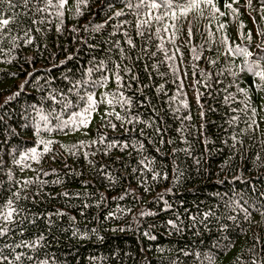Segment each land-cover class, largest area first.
<instances>
[{
  "label": "trees",
  "instance_id": "obj_1",
  "mask_svg": "<svg viewBox=\"0 0 264 264\" xmlns=\"http://www.w3.org/2000/svg\"><path fill=\"white\" fill-rule=\"evenodd\" d=\"M225 3L233 4V0H216L225 13H217L218 19L212 18L210 8L204 9L203 16L191 13L181 22L174 44L168 33L161 32L164 47L174 60H165L164 53L157 51L161 41L155 35L145 44L134 27L125 24L115 29L122 21L135 19L131 15L115 17L116 11H128L123 0H89L86 7L80 6L82 15H77L76 0H68L63 18L28 13L37 21L43 19V24L21 17L23 26L31 29L32 43H25V37L11 49L6 43L0 52V203L20 190L21 196L29 197L21 201L26 213L37 218L0 237V247L44 239L34 248L20 247L14 253L6 248L9 259L24 254L13 264H208L205 257L209 255L215 264H264V90L257 89L249 73L240 71L243 59L226 55V45L221 43L226 35L229 44L253 52L250 60L264 57V14L259 0H251V7L248 0L234 3L238 16ZM2 7L7 15V6ZM220 23L227 27L219 30ZM101 24L103 28L94 30ZM125 30L135 49L126 43ZM249 31L250 41L246 38ZM145 47L146 53L142 51ZM152 52H156L154 57ZM137 55L142 58L136 59ZM197 55L199 59H194ZM101 61L106 67L96 71ZM116 64L121 66L125 84L131 75L138 81L121 89L132 99L130 111L119 105L115 111L126 120H138L127 123L108 116L112 108L101 103L87 128L42 130L45 140L56 143L40 163L27 161L31 168L14 163L28 148L43 150L33 127L38 109L45 114L59 113L56 101L62 99L60 93L74 100L75 89L73 93L68 90L77 81L83 85L81 94L88 87L97 100L116 91L114 77L107 87L92 89L84 83L102 74L112 77L110 70ZM169 65L178 68V73L173 74ZM125 66L132 72L125 73ZM89 68L93 69L90 74ZM228 69L239 75L233 77ZM218 72L223 74L218 76ZM237 85L248 89L247 114L231 111L244 107L240 102L245 97ZM228 93L235 94L230 105L223 99ZM53 95L56 101L51 99ZM9 97L13 99L9 101ZM251 108L256 109L258 127L250 128V121L245 122L252 116ZM233 116L239 119L229 123ZM109 121L117 127H109ZM55 124L50 116L48 127ZM101 135L103 143L88 146ZM82 141L86 144L76 155L61 147ZM109 143L115 146L109 149ZM125 143L129 147L123 148ZM36 177L49 182L40 196H35V185L22 190L15 183ZM56 179L62 183H51ZM64 192L70 195L64 197ZM57 211L65 215H52L50 223L48 215Z\"/></svg>",
  "mask_w": 264,
  "mask_h": 264
},
{
  "label": "snow or ice",
  "instance_id": "obj_2",
  "mask_svg": "<svg viewBox=\"0 0 264 264\" xmlns=\"http://www.w3.org/2000/svg\"><path fill=\"white\" fill-rule=\"evenodd\" d=\"M125 7L127 8V12L124 11V9H121L119 11H116L114 13L115 17L120 16H126L131 15L135 19L134 20H124L120 24L115 26V29L122 28L125 24L134 27L136 30V34L138 36L144 37L145 41L144 43L147 44L151 39L153 38V35H155L161 43L157 45V51L163 52L165 60H174L175 56H169L168 50L164 47V36L161 35V32L168 33L169 34V41L171 43H175L176 34L181 31L183 24L182 21H187L188 17L193 12H198L201 16L204 14L205 8H210L212 10V18L218 19L216 14L218 13L219 16H224L225 13L220 10L219 7H217L216 0H123ZM238 0H233V4L237 3ZM261 4V12L264 14V0H259ZM68 3V0H0V52H3L4 45L7 43L11 49L13 46H18L17 41L24 40L25 37H28V39L25 40V43L31 44L32 39L30 38V28H25L23 26L24 21L21 19V17H28L29 19H32V23H40L43 24L45 21L43 19L37 21L33 17H29L28 13L32 12L33 14H44L48 13L49 15H55L57 17L63 18L64 11L66 4ZM89 0H76V8H77V15H82L83 13L80 11V6L84 5L85 7L88 5ZM233 4L225 3L224 7L230 9L232 13L235 16L239 15V10L233 7ZM3 5L7 6L8 14H5V8L2 7ZM42 5V6H41ZM31 6V7H30ZM111 6V5H109ZM248 6L251 7V0H248ZM18 7H22L24 11L17 12L15 11ZM55 9L54 12L51 10ZM112 17H109L111 19ZM191 23V22H189ZM153 25H157L155 27V30L153 32ZM104 25H96L94 27V30L98 31L99 29L103 28ZM227 27L226 24L220 23L218 25L219 30H223ZM241 28L244 27L243 23L240 25ZM171 30V31H170ZM39 31V29H37ZM59 31V29H58ZM17 34H13V33ZM23 33V36L19 35V33ZM114 34V33H113ZM123 35L126 38V43L133 49L136 48V45L133 42V39L131 38L128 31H124ZM188 35L191 37L192 30L191 27L188 29ZM261 35H264V33H261ZM249 41L252 38L251 31L248 32L247 37ZM221 43L226 45L227 51L226 55H230L233 57H240L243 59V64L240 65V71L244 72L246 71L253 77V83L257 87L258 90H264V57H257L256 59H249L254 54L251 52L247 47H241L239 44H235L234 46L232 44L228 43V37L225 35L221 39ZM117 46L119 44L117 43ZM121 53L124 52L123 48H120ZM143 52H147V48L142 49ZM176 51L178 52L179 49L177 48ZM195 52V49H193ZM156 55V52H152L151 56L154 57ZM142 57L140 55L136 56V59H141ZM194 59H199V56H194ZM163 63V61H161ZM211 63H216L215 61H211ZM106 67L105 63L103 61L100 62L99 66L95 69L96 71H99L101 68ZM145 68L147 69V65H145ZM153 68H157V65H153ZM170 70L173 72V74L178 73V68H176L174 65H169ZM93 71L92 68L87 69V72L90 74ZM112 71V77L109 75L102 74L98 79L92 80V81H85V84H88L90 88L96 89L100 87H107L108 81L114 77L115 84H116V91L112 93H104L102 94V97L100 100H97L96 94L94 90H89L88 87L84 88L83 94L80 92V88L83 86L81 85V82L77 81L73 83V87L70 88L68 91L69 93H73V89H75V99L73 100L71 96L65 93H60L62 99L59 101H56V96H51V99L56 101L57 104L60 106L59 113H56L55 111L45 114L43 109L37 110L38 119L35 117L34 119V132L35 135L38 137V145H43V150H38V147H31L25 150L19 159H14V163L18 165H23V167L31 168V164L26 163L27 161L31 160L36 163H40L41 159L44 157V155L48 153L53 152V145L56 143V141L53 140H45L41 135L42 130H46L48 132H52L54 130H59L61 132H64L65 129L68 131H79L82 128H87L91 121L93 113L97 111L99 104L106 103L109 105L112 110L107 112L106 115L108 116H115L117 120H120L122 122L127 123H133V120H138V117H132L131 119H127L124 116H121L119 112L115 111V106L119 105L122 109H125L126 111H130L132 106V99L131 97H128L125 95L124 91H121V89L124 88H131L132 84L131 81H138V77L135 75H131L129 82L125 84L124 82V76L121 75V66L120 64L115 65V70ZM123 71L125 73H131L132 69L127 68V66L124 67ZM229 73L235 77L238 76L239 73L231 71V69H228ZM159 74V73H158ZM223 72H218L217 75H222ZM202 75H204L202 73ZM177 75V79H178ZM256 80H259L260 83L256 84ZM200 81H197L199 83ZM183 82L181 81V87ZM231 87V85H229ZM160 88H163V85L160 86ZM237 90L239 93H242L245 97L244 101H241L244 105L242 109H236L232 108L231 111L237 112V111H244L247 114V110L250 108V96L248 95V89L239 88L237 85ZM226 91V89H225ZM15 95H19V93H15ZM199 95V94H198ZM13 97H9L8 100L11 101ZM224 103L227 105H230L235 100V94L234 93H228L224 96ZM184 107H188V104L186 101L183 102ZM35 108V106H33ZM252 116L248 117V120L245 122L248 123V127H252L253 125H257L256 120L254 119L256 114V109L251 108ZM67 116V118H64V116ZM50 116L56 120L55 127H48V124L50 123ZM187 119H190V117H186ZM239 117L233 116L229 123H235ZM41 122L44 124V128H41ZM109 127L112 129H115L117 126L116 124H113L109 121L108 124ZM143 131V130H141ZM67 134V133H65ZM235 140V137H233ZM105 140V137L103 135L100 136L99 141H91L88 142V146H91L93 144H96L97 142L103 143ZM86 142H80V145H62L65 149V151L70 152L72 155H76L79 148L84 147ZM114 143H109L107 147L110 149L114 147ZM142 146V145H141ZM129 145L125 143L123 145V148H127ZM15 150H13V153ZM95 153H93L94 155ZM85 157H87L88 153H84ZM55 158V157H53ZM140 163H144L143 160L140 161ZM53 172H55V169H53ZM44 175H49V173L45 172ZM159 173L156 174L158 176ZM154 176V178H156ZM166 178V177H165ZM9 179L11 180L12 177L10 176ZM16 185H19V188L22 190H27L28 186L35 185L36 186V192L35 196H40V193L44 187L45 184L49 183L48 181L41 180L39 177H36L34 179H26L23 181H16ZM53 184H59L62 183L60 179H56L51 181ZM11 185L9 187V191H11ZM61 195L64 197H68L70 194L68 192H64ZM79 195V194H76ZM120 199H123V197H120ZM29 200L28 196H21L20 190L11 192V195L4 199L3 203H0V237H5L9 235L12 232H15L16 228L22 227L25 225V223H34L36 220V215L33 214L29 216L26 213V209L24 205L21 203V201H27ZM33 203H35V198H33ZM230 207L231 205H226ZM247 213V209H243ZM27 212H30V209L27 210ZM61 216L65 215V213L57 211L56 213H50L48 215L49 222L51 223V216ZM208 214L206 213L205 216ZM250 215V214H249ZM247 218V216H246ZM74 219V218H73ZM193 219H195L193 217ZM229 219H235V217H229ZM169 224L173 225V227L176 228L177 231H180V229L175 225L173 221H169ZM23 235V232L20 233ZM147 235V233H145ZM44 239L43 236L39 237L37 240L29 242L28 240H21L18 243H15L14 245L5 244L3 247H0V264H13V260L16 262L21 261L23 253L16 254L12 259H9L8 255H5V249H10L11 252H15L16 248L20 247H27V248H34L40 240ZM151 239H155V237H151ZM219 247V245H218ZM187 255V253H186ZM199 256V254H197ZM29 260L32 259V257H28ZM205 259L208 261V264H215L214 259L212 256H206ZM41 264H48L47 261H42Z\"/></svg>",
  "mask_w": 264,
  "mask_h": 264
}]
</instances>
